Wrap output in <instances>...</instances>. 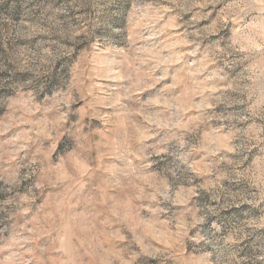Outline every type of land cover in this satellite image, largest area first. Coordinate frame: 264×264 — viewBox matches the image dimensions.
<instances>
[{
  "label": "clouds",
  "instance_id": "obj_1",
  "mask_svg": "<svg viewBox=\"0 0 264 264\" xmlns=\"http://www.w3.org/2000/svg\"><path fill=\"white\" fill-rule=\"evenodd\" d=\"M0 264H264V0H0Z\"/></svg>",
  "mask_w": 264,
  "mask_h": 264
}]
</instances>
